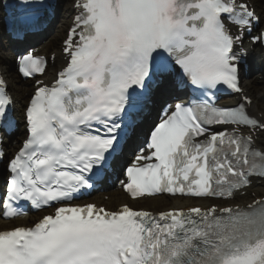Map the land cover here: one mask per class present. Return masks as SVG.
Instances as JSON below:
<instances>
[{
	"label": "snow or ice",
	"instance_id": "obj_1",
	"mask_svg": "<svg viewBox=\"0 0 264 264\" xmlns=\"http://www.w3.org/2000/svg\"><path fill=\"white\" fill-rule=\"evenodd\" d=\"M58 0H0L2 38L22 42L54 17ZM64 63L34 47L15 55L34 81L19 128L0 64V161L7 158L3 218L38 215L0 230V264H264V118L242 73L264 65V0H70ZM52 62L54 75L45 82ZM264 75V73H262ZM235 100L221 103V96ZM160 122L123 168L137 198L190 199L153 212L74 203L95 189L140 114ZM244 200L246 203H239Z\"/></svg>",
	"mask_w": 264,
	"mask_h": 264
},
{
	"label": "bare ground",
	"instance_id": "obj_2",
	"mask_svg": "<svg viewBox=\"0 0 264 264\" xmlns=\"http://www.w3.org/2000/svg\"><path fill=\"white\" fill-rule=\"evenodd\" d=\"M70 13V3L67 4V6H65V12H64V18L62 19V23L60 25V28H64L63 26L66 25L68 23L67 20V16ZM60 31V29H59ZM58 30H56L54 32V35L51 36V38L49 39V41L47 43H45V45H43L42 47V51L43 53H47V51L49 50H57L59 47V38L61 37L60 32ZM5 66L7 68V74L10 76V65L6 60ZM11 91L14 92V94H16V91L18 89V85L14 83V80L11 77ZM255 81H247L246 82V89H248L250 91V93L252 94V97L254 99V112H260L262 114H264V80L262 79L260 81V86L255 87ZM20 102V101H19ZM20 105L17 104V107H19ZM12 146V144H11ZM259 190H264V188H260ZM108 196L110 198V200L105 203L108 206H112V204H117L119 205L122 202H128L126 197L119 191V190H113L111 193H108ZM153 203L157 202V201H167L166 199H152L151 200ZM178 202H181L182 200H176ZM90 202H95V203H101L100 197H93V199H91ZM185 205V204H182ZM27 220L24 221H19L18 224H26ZM8 227H12V223L10 222H3L0 221V230L6 229Z\"/></svg>",
	"mask_w": 264,
	"mask_h": 264
},
{
	"label": "rangeland",
	"instance_id": "obj_3",
	"mask_svg": "<svg viewBox=\"0 0 264 264\" xmlns=\"http://www.w3.org/2000/svg\"><path fill=\"white\" fill-rule=\"evenodd\" d=\"M65 3H67V0H64V4ZM62 20H61V16H60V20L58 21V23L59 22H61ZM60 24V23H59ZM67 27H68V23L64 26V29H63V32L67 29ZM59 29H60V25H58V27L56 28V30H58L59 31ZM55 30V31H56ZM52 35H54V31H53V33H52ZM61 35V34H60ZM60 40L62 39V35H61V37L59 38ZM22 91H24V89H22ZM22 91L20 92V94L22 93Z\"/></svg>",
	"mask_w": 264,
	"mask_h": 264
}]
</instances>
